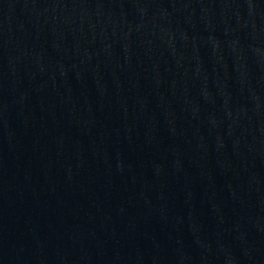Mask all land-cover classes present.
<instances>
[{"label":"water","instance_id":"obj_1","mask_svg":"<svg viewBox=\"0 0 264 264\" xmlns=\"http://www.w3.org/2000/svg\"><path fill=\"white\" fill-rule=\"evenodd\" d=\"M0 264H264V0H0Z\"/></svg>","mask_w":264,"mask_h":264}]
</instances>
